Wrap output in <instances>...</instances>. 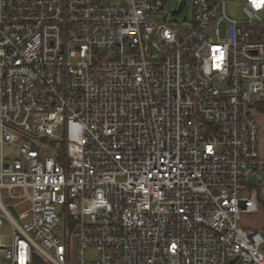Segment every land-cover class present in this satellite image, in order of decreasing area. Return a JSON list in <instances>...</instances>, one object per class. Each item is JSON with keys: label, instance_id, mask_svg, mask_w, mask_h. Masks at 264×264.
Wrapping results in <instances>:
<instances>
[{"label": "built area", "instance_id": "2783aa9c", "mask_svg": "<svg viewBox=\"0 0 264 264\" xmlns=\"http://www.w3.org/2000/svg\"><path fill=\"white\" fill-rule=\"evenodd\" d=\"M238 1L0 0V264H264V0Z\"/></svg>", "mask_w": 264, "mask_h": 264}, {"label": "rangeland", "instance_id": "374dc122", "mask_svg": "<svg viewBox=\"0 0 264 264\" xmlns=\"http://www.w3.org/2000/svg\"><path fill=\"white\" fill-rule=\"evenodd\" d=\"M225 10L229 16L235 19L242 20L244 17L243 14L241 13L242 3L239 2L238 0H226ZM163 15L165 18L174 21H183L185 19L191 18V8L190 6H187L186 8H183L181 10L180 0H164ZM255 118L259 125L260 131L264 132V117L261 115H257L255 116ZM263 147H264V141H263ZM259 151H260V143H259ZM257 192L259 196V202L261 204L264 203V188L263 189L258 188ZM261 210H263L261 214L254 215L255 219H257L258 221H264V207H261ZM30 221H31V216L28 215L24 217L22 221H20V224H25ZM6 239L7 238H5V240ZM71 245L73 246V242H71Z\"/></svg>", "mask_w": 264, "mask_h": 264}, {"label": "crops", "instance_id": "0c3cea01", "mask_svg": "<svg viewBox=\"0 0 264 264\" xmlns=\"http://www.w3.org/2000/svg\"><path fill=\"white\" fill-rule=\"evenodd\" d=\"M257 115H261V116L264 117V114H257ZM263 141H264V132L263 131L262 132L260 131V152H261L260 155L262 157H264ZM259 205H260V208H259V212L257 213V215L262 213L263 210H261V207H264V203L261 204L259 202ZM254 215H256V214H252V215L245 216L243 218V220H242V223L244 224V226H246L248 228H258L264 234V221H258L257 219H255V216Z\"/></svg>", "mask_w": 264, "mask_h": 264}, {"label": "water", "instance_id": "95a60500", "mask_svg": "<svg viewBox=\"0 0 264 264\" xmlns=\"http://www.w3.org/2000/svg\"><path fill=\"white\" fill-rule=\"evenodd\" d=\"M34 262H41V259L38 256L34 257Z\"/></svg>", "mask_w": 264, "mask_h": 264}, {"label": "trees", "instance_id": "16d2710c", "mask_svg": "<svg viewBox=\"0 0 264 264\" xmlns=\"http://www.w3.org/2000/svg\"><path fill=\"white\" fill-rule=\"evenodd\" d=\"M259 110L264 113V106L259 107Z\"/></svg>", "mask_w": 264, "mask_h": 264}]
</instances>
